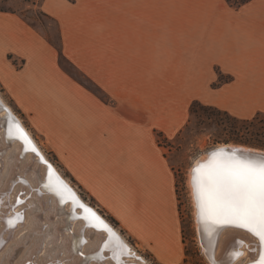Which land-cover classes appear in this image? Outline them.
I'll return each instance as SVG.
<instances>
[{
	"label": "crops",
	"instance_id": "0c3cea01",
	"mask_svg": "<svg viewBox=\"0 0 264 264\" xmlns=\"http://www.w3.org/2000/svg\"><path fill=\"white\" fill-rule=\"evenodd\" d=\"M62 50L0 12V86L62 173L157 264H182L173 139L193 101L239 119L264 113V0H43ZM12 56V60L9 59ZM14 61H24L18 67ZM218 70L231 81L214 88Z\"/></svg>",
	"mask_w": 264,
	"mask_h": 264
},
{
	"label": "bare ground",
	"instance_id": "6f19581e",
	"mask_svg": "<svg viewBox=\"0 0 264 264\" xmlns=\"http://www.w3.org/2000/svg\"><path fill=\"white\" fill-rule=\"evenodd\" d=\"M0 103L18 119L32 143L35 144L36 142L37 145L35 146L39 147L41 144L33 132L26 126L13 107L7 103L1 92ZM11 118L12 115L10 116L0 105V241H2L0 264H117L113 250H116L119 260L126 261V264H150L140 256L98 208L83 198L77 187L47 155L45 156L39 147L46 159L52 162L55 168L54 170L51 166L53 172L61 177L64 185H67V189L61 192L64 202H61V195H57L54 191H50L49 187H46L50 183L53 186L61 185V183L56 181L53 172L49 174L48 165L45 164L44 158L39 160L30 149L25 152V145L21 140L8 139L7 129ZM220 148L251 149V147L244 145L220 144L199 157L191 166L188 174L191 194L192 168L197 163L204 164L205 161L209 160V152ZM3 155L5 157L2 158ZM21 156L24 157L23 160L20 159ZM47 164L49 163L47 162ZM34 188L39 189L34 192ZM27 194L28 196H26ZM19 199L25 203L23 208L17 209V206L15 208L14 205ZM78 201L85 207H91L90 209L117 233L127 245V248L122 250L123 255H120L121 249L118 247V242L115 239H109L102 226L99 228L92 226L95 221L91 219L85 209H76L80 204ZM193 201L195 205L194 197ZM17 212H19L22 220L15 228H9L7 218L16 215ZM195 214L200 244L210 264H218V262L239 264L240 260H243L245 264H252L253 260L259 259L262 249L250 234L236 229H227L228 231H222L218 236L215 234L216 227L214 228L211 223L206 224L200 220L197 209ZM42 215L45 223L40 222V219L43 218ZM78 216L82 220H77ZM87 225L92 226V228L83 235L82 229ZM27 229L29 231H26ZM24 230L27 234L18 236ZM102 240L108 241V248L97 256V249L101 246ZM83 241H87V243ZM251 243L256 247V253L252 251ZM80 251L85 256H80L78 254ZM233 251L242 252V256L233 257ZM40 253H42L41 256ZM250 253L253 255L252 258H250Z\"/></svg>",
	"mask_w": 264,
	"mask_h": 264
},
{
	"label": "rangeland",
	"instance_id": "374dc122",
	"mask_svg": "<svg viewBox=\"0 0 264 264\" xmlns=\"http://www.w3.org/2000/svg\"><path fill=\"white\" fill-rule=\"evenodd\" d=\"M224 1L226 6L232 9H239L252 0ZM42 2L43 0H0V9L14 11L19 17L39 30V32L45 36V38L57 49L60 65L81 83L88 87L94 88L95 85L90 83V80L88 81L77 67L61 57L60 51L58 49V47L61 46L62 50L59 24L55 19L47 16L45 12H43L41 8ZM12 58V56H9L10 60H12ZM14 62L18 67H21L24 63V61ZM0 92L7 103L13 107L16 113L20 115L21 119L29 128L24 114L15 108L12 100L3 93L1 86ZM11 115L16 120H18L12 113ZM158 138L161 145L165 148L167 156H169V161L173 166L176 176L177 197L185 242V260L182 264H210L200 244L198 228L196 225V207L194 205L189 186V171L191 166L199 157L205 155L208 151L220 144L244 145L264 150V114L259 115L257 119L252 124H250L244 123L240 121L239 118L230 114H226L223 110L218 108L216 109L211 107L196 106L194 113H191V110H189L188 122L175 138L168 139L162 134L159 135ZM38 140L39 139H37V141ZM33 145H37V143L35 142ZM35 147L42 155L44 160L47 161L55 170L52 162H54L56 165L57 163L48 149H46L42 143L39 146L43 150V153H45V156L47 155V157L52 162L46 159L38 146ZM5 155H3L2 158L5 157ZM34 155L39 158V160H41V158L36 155V153H34ZM77 189L83 198L91 203L78 187ZM20 196L23 197L22 195ZM26 196H28V194ZM24 203L17 205V209L23 208ZM39 213H41V211H39ZM104 216L106 217V215ZM41 221L42 223H45L44 216L40 219V222ZM112 224L114 227H116L114 223ZM26 231H29V229ZM26 231L24 230L20 232L18 236L27 234ZM122 235L136 249L141 257H143L150 264H157L147 253L140 250L132 241H130L126 235ZM250 245L252 246V251L256 253V247L252 243ZM252 253H250V258L253 257ZM41 255L42 253H40V256Z\"/></svg>",
	"mask_w": 264,
	"mask_h": 264
},
{
	"label": "snow or ice",
	"instance_id": "6c2138e0",
	"mask_svg": "<svg viewBox=\"0 0 264 264\" xmlns=\"http://www.w3.org/2000/svg\"><path fill=\"white\" fill-rule=\"evenodd\" d=\"M7 136L9 140H21L25 145V152L30 149L36 155H40L27 132L14 117L8 122ZM40 158L43 160L42 156ZM48 169L51 174L53 171L51 165H48ZM191 186L200 220L213 226L240 229L249 233L262 249L259 259L253 260L252 264H264V153L256 154L251 150L241 149H217L211 153L208 164L197 163L192 168ZM46 187L57 195H61V192L67 189V185L62 184L53 186L50 183ZM61 202H64L62 195ZM92 217L95 221L92 226L94 228L102 226L108 238L118 242L120 255H123L122 250L126 249L127 245L96 213L93 212ZM21 220L22 217L17 212L16 215L7 218V225L9 228H15ZM107 248L108 241L102 240L101 246L97 249V256ZM78 254L84 256L82 251ZM232 255L239 258L242 252L233 251ZM113 256L117 259V264H126V261L119 260L116 250H113ZM239 264L245 262L240 260Z\"/></svg>",
	"mask_w": 264,
	"mask_h": 264
},
{
	"label": "water",
	"instance_id": "95a60500",
	"mask_svg": "<svg viewBox=\"0 0 264 264\" xmlns=\"http://www.w3.org/2000/svg\"><path fill=\"white\" fill-rule=\"evenodd\" d=\"M0 105H1V108L4 109V110H6L7 113L10 115L9 110L6 109L4 106H2L1 103H0ZM10 116H11V115H10ZM224 149H225V150H233V149H231V148H224ZM234 149H237V148H234ZM241 150H242V149H241ZM250 150L253 151V152L256 153V154L264 153V150H262V149H257V148H253V147H251ZM214 151H215V150H214ZM212 152H213V151L209 152V155H210V156H209V160L205 161L204 164H208V163H209V161L211 160V153H212ZM0 154H1V151H0ZM39 156L41 157V155H39ZM20 159L23 160L24 157L21 156ZM45 164H46V165H49V164H47V163H45ZM52 172H53V171H52ZM53 176L55 177L56 181H58V182H60L61 184L64 185L63 180H61L60 177H59L57 174H55L54 172H53ZM38 189H39V188H34L33 191H34V192H37ZM39 195H41V194L39 193ZM73 196H74V195H73ZM22 202H23V201L20 200V199H19V201L17 200V203L14 205V207L17 206V205H20ZM78 203H80V202L78 201ZM76 209H85V211H86L87 214L91 217V219H94V218L92 217V213H93V211H92L89 207H85V206L81 205V203H80L79 206H77ZM20 212H21V211H20ZM76 219H77V220H82V218H81L80 216H78ZM212 226H213V225H212ZM215 227H216L215 234L218 235V236L220 235V233H222V231H228L227 229H234V228H221V227L214 226V228H215ZM91 228H92V226H89V225L84 226L83 229L81 228V229H82V233H83V235H85V232L90 231ZM236 230H237V231H243V230H240V229H236ZM244 232H245V231H244ZM246 233H247V232H246ZM248 234H249V233H248ZM84 256H85V255H84Z\"/></svg>",
	"mask_w": 264,
	"mask_h": 264
},
{
	"label": "trees",
	"instance_id": "16d2710c",
	"mask_svg": "<svg viewBox=\"0 0 264 264\" xmlns=\"http://www.w3.org/2000/svg\"><path fill=\"white\" fill-rule=\"evenodd\" d=\"M247 2H248V1H247ZM0 12L15 14L14 11H6V10H2V9H0ZM58 49H59V51H60V55H61V57H62L63 59H66L68 62H70V61L67 59V57L64 55L63 51L61 50V46H59ZM67 72H68V71H67ZM82 75H83V74H82ZM83 76H84L85 78H87L85 75H83ZM218 76H219V80H218L217 83H215V84L213 85L214 88L219 87V86H221L222 84H224V83H228V82H230V81L232 80L231 77L226 76L225 74L222 73V71H219V70H218ZM87 80L89 81L88 78H87ZM78 81H79V80H78ZM79 82H80V81H79ZM89 82L92 83L91 80H90ZM82 84H83V83H82ZM92 84H94V83H92ZM83 85H85V84H83ZM94 85H95V84H94ZM85 86H86V85H85ZM89 88H91V87H89ZM93 89H95V90H99L98 87H97V85H95V87H94ZM196 106L216 108V107H213V106H207V105H204V104H202L200 101L195 100V101L192 102L191 107H190L191 113H194V112H195V107H196ZM216 109H217V108H216ZM224 112H225L226 114H230V113L227 112V111H224ZM261 114H264V113H260V114H258V115H257L255 118H253V119H239V120L242 121V122H244V123H250V124H252V123L257 119V117H258L259 115H261ZM230 115H231V114H230Z\"/></svg>",
	"mask_w": 264,
	"mask_h": 264
}]
</instances>
